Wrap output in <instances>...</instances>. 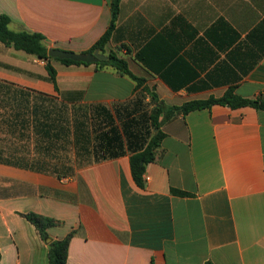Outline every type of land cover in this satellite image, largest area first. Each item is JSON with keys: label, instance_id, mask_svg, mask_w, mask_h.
Returning <instances> with one entry per match:
<instances>
[{"label": "crops", "instance_id": "0c3cea01", "mask_svg": "<svg viewBox=\"0 0 264 264\" xmlns=\"http://www.w3.org/2000/svg\"><path fill=\"white\" fill-rule=\"evenodd\" d=\"M111 3L0 0V16L13 31L43 35L48 50L87 53L111 27ZM110 52L140 81L53 59V83L47 61L0 42V264H50V242L70 234L66 264H264V110L163 113L143 187L116 115L229 91L264 102V0H121ZM91 107L114 116L122 155L81 163L79 126L92 139ZM28 213L57 222L48 239Z\"/></svg>", "mask_w": 264, "mask_h": 264}, {"label": "trees", "instance_id": "16d2710c", "mask_svg": "<svg viewBox=\"0 0 264 264\" xmlns=\"http://www.w3.org/2000/svg\"><path fill=\"white\" fill-rule=\"evenodd\" d=\"M121 0H112V23L109 31L99 40L93 48L88 52H94L97 49L104 52V43L107 41L108 36L114 29L115 21L117 19ZM10 19L7 16H0V42L13 47L16 50L24 51L27 54L34 55L39 59L47 61V71L49 73L50 80L56 82V70L51 64L52 59L48 56V48L44 43V36L39 33H31L25 30L13 31L9 28ZM63 64H84L81 62H74L72 60H57ZM100 67H112L119 73L132 76L127 63L118 57L114 52L108 54V59L96 63ZM134 79L137 80L134 76ZM140 81V80H137ZM50 100L49 98H44ZM214 104L229 106L233 109L241 108L245 106H252L258 110H264V102L259 100H248L240 96H237L233 91L227 92L222 98L209 100H197L183 104L180 108H170L163 110L160 106H155L151 114L143 112L140 107L134 110H128L127 107L120 110H116L117 118L123 121L122 130L127 138L128 149L131 151L130 165L131 172L134 181L140 187L144 184V173L146 166L153 162L157 156V149L160 146V142L164 136L160 129V117L163 113L167 118L171 117L174 111L180 110L183 113H189L190 111L209 108ZM140 111V116L136 117L137 112ZM88 116V111L81 113V117ZM91 132L87 130V125L82 121L79 126L78 142L81 163L88 162L93 155L94 161H103L109 158H114L122 155L124 147L121 142V134H119L118 128L114 123V116L104 107H91L90 108ZM42 136L48 139H56L52 131L54 126L41 125ZM39 134V126H35ZM174 194L185 196V192L173 190ZM28 221H30L38 230L43 239H48L47 229L50 226L55 225L57 222L51 218L36 215L34 213H28L23 215ZM71 234L61 240H55L49 244V263L50 264H66L69 241ZM206 264H213L207 262Z\"/></svg>", "mask_w": 264, "mask_h": 264}, {"label": "water", "instance_id": "95a60500", "mask_svg": "<svg viewBox=\"0 0 264 264\" xmlns=\"http://www.w3.org/2000/svg\"><path fill=\"white\" fill-rule=\"evenodd\" d=\"M48 56L53 60H72L74 62H81L84 64H96L100 61H105L108 56L101 53L99 49L94 52L87 53H75L70 51H64L59 49L50 48L48 50Z\"/></svg>", "mask_w": 264, "mask_h": 264}, {"label": "built area", "instance_id": "2783aa9c", "mask_svg": "<svg viewBox=\"0 0 264 264\" xmlns=\"http://www.w3.org/2000/svg\"><path fill=\"white\" fill-rule=\"evenodd\" d=\"M43 61H45V60H43Z\"/></svg>", "mask_w": 264, "mask_h": 264}]
</instances>
